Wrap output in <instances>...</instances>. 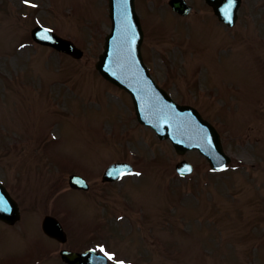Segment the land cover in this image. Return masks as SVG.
<instances>
[{"label": "rangeland", "instance_id": "374dc122", "mask_svg": "<svg viewBox=\"0 0 264 264\" xmlns=\"http://www.w3.org/2000/svg\"><path fill=\"white\" fill-rule=\"evenodd\" d=\"M167 1L135 0L142 56L159 85L217 128L232 160L222 173L158 141L136 122L128 95L98 74L106 0H0V178L22 213L13 230L0 224V254L11 264H26L35 243L42 264H64L62 248L94 243L111 264H251L246 255L264 248V0H243L231 29L203 0H188L195 14L184 19ZM35 25L84 57L35 45ZM182 158L194 173L181 180ZM113 162L131 163L134 176L102 183ZM72 173L89 192L68 188ZM47 214L63 222L65 245L42 233ZM248 238L259 246L245 254Z\"/></svg>", "mask_w": 264, "mask_h": 264}, {"label": "water", "instance_id": "95a60500", "mask_svg": "<svg viewBox=\"0 0 264 264\" xmlns=\"http://www.w3.org/2000/svg\"><path fill=\"white\" fill-rule=\"evenodd\" d=\"M110 1V18L112 21V29L106 37L104 52L99 57V62L96 68L101 75L118 85L120 88L127 90L133 97L135 112L138 120L145 125L154 127L161 138L168 137L173 142L178 153L182 154L186 149H198L204 153L215 164L219 163L223 156L217 136H214V141L208 133V126L197 114L195 117L189 116L186 108L173 106L172 103L166 102L169 106L162 103L160 99L166 100L167 96L156 89L155 86L147 89L146 83L143 81L141 85L137 82L130 83L128 77L141 76L135 65L136 51L138 50V32L133 19V6L131 0H109ZM213 5L219 19L228 25H232L236 19V9L239 5V0H234V4H230L229 0H209ZM176 11L182 14L188 13V8L181 0H171L169 3ZM230 21V22H229ZM47 31L35 29L32 36L36 41L44 42L51 45L59 51L65 52L72 57L79 59L82 53L78 51L71 43L61 40L49 33L47 41H41L39 36H46ZM38 37V38H37ZM49 40V41H48ZM138 66L139 64L136 63ZM145 80V79H143ZM152 85L150 79H147ZM173 108V109H172ZM176 108V109H175ZM122 166H114L109 169L104 175V180H112L121 175L124 170ZM178 172L188 174L189 170L185 164H181L177 168ZM84 181L78 177H70L69 185L73 189H85ZM0 200L4 201L7 206L8 201L14 203L8 198L6 192L0 188ZM2 218L6 221L12 215L7 212L6 207L3 210ZM7 212V214H6ZM14 214V213H13ZM18 212L15 210V215ZM18 218V216L16 217ZM8 222H12L8 221ZM43 229L46 232H51L54 235H59L64 240L61 228L56 220L47 217L43 222ZM93 252L83 255L63 254V259L68 264H93L97 259L92 256ZM93 258V260H92Z\"/></svg>", "mask_w": 264, "mask_h": 264}, {"label": "snow or ice", "instance_id": "6c2138e0", "mask_svg": "<svg viewBox=\"0 0 264 264\" xmlns=\"http://www.w3.org/2000/svg\"><path fill=\"white\" fill-rule=\"evenodd\" d=\"M24 2L28 3V0H24ZM229 3L234 4V0H229ZM32 6L35 7V5H32ZM5 208H6L5 202L0 200V211L5 210ZM109 258H111V257H109ZM121 264H122V262H121Z\"/></svg>", "mask_w": 264, "mask_h": 264}]
</instances>
